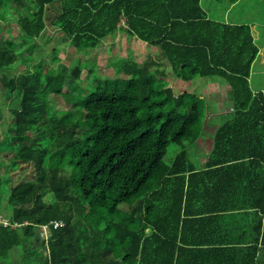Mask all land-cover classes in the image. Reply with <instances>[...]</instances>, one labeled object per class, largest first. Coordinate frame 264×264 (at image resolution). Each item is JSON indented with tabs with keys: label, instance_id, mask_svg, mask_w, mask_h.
<instances>
[{
	"label": "trees",
	"instance_id": "trees-1",
	"mask_svg": "<svg viewBox=\"0 0 264 264\" xmlns=\"http://www.w3.org/2000/svg\"><path fill=\"white\" fill-rule=\"evenodd\" d=\"M48 29L82 56L121 33L159 59L109 56L115 76L86 87L98 67L81 85L80 63L95 59L67 63L55 46L52 62L36 60ZM259 54L249 25L209 19L201 0H0V264H175L179 245L264 246V92L250 81ZM168 69L228 84L232 108L199 166L184 143L204 133L208 105L176 92ZM171 144L184 148L168 164Z\"/></svg>",
	"mask_w": 264,
	"mask_h": 264
},
{
	"label": "rangeland",
	"instance_id": "rangeland-1",
	"mask_svg": "<svg viewBox=\"0 0 264 264\" xmlns=\"http://www.w3.org/2000/svg\"><path fill=\"white\" fill-rule=\"evenodd\" d=\"M228 6H229V3H228ZM231 17L232 18H235V17L245 18L246 20L253 21L254 22L253 27H255V30L257 34H259L258 36L260 38L261 35L259 32H261L263 30L262 27H264V0H242L239 4H237L235 9L231 12ZM13 25H14L13 29L17 30L16 23H14ZM14 36L15 38L17 37L16 35ZM41 42L43 45L40 48L36 49V55L39 56L36 59L37 61L39 60L42 61L45 59L47 62H52V57L50 54H51L52 48L55 46H58L61 49V56L63 58L62 61H65L67 63H72L75 57H80V58L83 57V59L89 58L91 61L92 59H95L96 60L95 63H91L87 59L89 64L85 61L83 63H80L74 60L73 62V64L80 63L81 66H86L83 69L84 73L82 75L81 85L84 84L83 81L88 79L91 74L89 69H86V68L90 67L92 69H96V66L98 67V70H97L98 72L92 73L95 79L88 81L87 83L89 85L86 83L85 84L86 87H92L91 84H97V83L104 84L105 82L99 80V78L106 79V78H112L115 76L113 72V68L109 64L110 61H108L109 56H113V59H118L120 57H123V56L126 57L132 54L135 58V54H136L135 48L138 49L139 56L136 55V57L139 59H141L146 54V56L150 55L155 60V57L158 55L157 52H154L150 46L146 44L137 45L132 41L130 37L128 36L121 37V35H116V37L114 38H109V39H106L105 41H102L101 43L102 46H100V49L96 52V55L90 56V57L88 55L82 56L69 43L63 44V41H61L60 39L59 32L55 31L54 29H48L43 35V37L41 38ZM258 63L260 65H264V59L260 60V62ZM36 67L39 68L40 65L37 64ZM10 69L14 71V68H10ZM24 69L25 67H22V70ZM256 73L257 72H255L254 75H256ZM254 78L255 80H257L259 77L255 76ZM217 82H220V80L217 79ZM262 83H264V77L262 79ZM65 87L69 88V85L67 84ZM74 92H75L74 94H85V95L88 94V93H85L86 91L82 90L81 88H78V91L75 90ZM217 92H220V94H218ZM201 94L203 98L206 100L207 105H208V108H207L208 112H207L205 124H204L205 131L204 133L201 134L198 140L194 142L193 144H190L189 141H186L184 143L185 149H187L188 154H189L190 162H192L195 165L197 164L198 166L207 159L208 154L211 151V144H212V137H213L214 129L216 128V126L220 125L222 122H224L227 119L226 118V116L228 115L227 112L231 108V106L228 104V94L226 95V90L223 88L220 91H213L212 89L209 91V89H203ZM50 98H51L50 100L51 109L55 108L61 111L68 110L67 108H63V106L60 105V104L63 105L61 99L56 98V97L55 98L50 97ZM6 126H7L6 121L4 120V118H2V116H0V141L3 139V129H7ZM183 148L184 147L180 145L171 144L165 156V161L168 164H170L178 156V154ZM3 155H5V153H3ZM13 157H15L14 154L12 153L7 154L6 156L7 161L12 162ZM16 178L20 179L21 177L17 176ZM26 178H29L28 172L24 173V176L22 177L21 180L26 179ZM2 187L4 191L9 190L8 185H3ZM4 202H6V197L3 199L2 205H3L4 210L5 211L7 210L8 212L9 207L6 205V203L4 204ZM45 233H47V231H45ZM182 251L191 253L193 257L195 256V252L196 254L199 252L204 253L206 250H196L195 248L187 247ZM19 260H20V251L15 248L12 251V256L9 259V262L16 263Z\"/></svg>",
	"mask_w": 264,
	"mask_h": 264
},
{
	"label": "crops",
	"instance_id": "crops-1",
	"mask_svg": "<svg viewBox=\"0 0 264 264\" xmlns=\"http://www.w3.org/2000/svg\"><path fill=\"white\" fill-rule=\"evenodd\" d=\"M241 1L242 0H237L236 2H231V0H201V6L207 12V17L211 20L227 24H245L250 26L254 40L257 42L260 49L259 58L251 69V87L253 91L264 92V83H262V79L264 77V65H260L258 63L260 60L264 59V27H262L263 30L259 32L261 35L259 38V34H257L255 27H253V21L246 20L245 18L231 17V12ZM118 34L121 35V33ZM135 44H146L150 46L148 42L143 41H135ZM150 47L158 54L155 59H159L158 56L160 52L158 47ZM136 55L139 56L138 52ZM147 57H150V55L146 56L145 54L141 60L147 59ZM255 72H257L256 75H254ZM165 74V77L162 78L169 81L172 88L179 93L183 91H196L201 93L203 89H209V91L211 89L213 91H220L223 88L226 90L227 95L229 91L228 84L220 79V82H217L218 78H200L194 82H184L178 79L171 69H168ZM255 76H258L259 78L255 80ZM217 93L220 94V92ZM228 104L232 106L229 96ZM261 243L262 242L260 241L259 243L252 242L245 245L189 247L195 248L196 250H206L204 253L199 252L196 254L195 252V256L193 257L191 253L182 251L188 246L179 245L175 264H264V246H262Z\"/></svg>",
	"mask_w": 264,
	"mask_h": 264
},
{
	"label": "built area",
	"instance_id": "built-area-1",
	"mask_svg": "<svg viewBox=\"0 0 264 264\" xmlns=\"http://www.w3.org/2000/svg\"><path fill=\"white\" fill-rule=\"evenodd\" d=\"M1 223H3L5 226L9 225V222L6 219H4V217L0 216V224ZM53 224H54L55 227H58L59 225H63V222L54 221ZM44 229L47 230V226H44Z\"/></svg>",
	"mask_w": 264,
	"mask_h": 264
}]
</instances>
